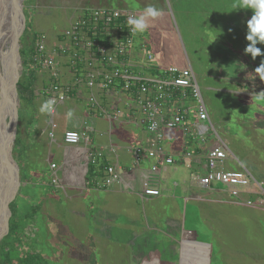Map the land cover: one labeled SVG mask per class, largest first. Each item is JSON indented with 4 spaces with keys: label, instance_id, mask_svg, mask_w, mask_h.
I'll return each mask as SVG.
<instances>
[{
    "label": "rangeland",
    "instance_id": "obj_1",
    "mask_svg": "<svg viewBox=\"0 0 264 264\" xmlns=\"http://www.w3.org/2000/svg\"><path fill=\"white\" fill-rule=\"evenodd\" d=\"M235 2L236 0H23L24 25L19 27V50L15 34H10V23L8 20L0 21L5 35L9 33L11 38L6 42L4 51L8 50L12 55L9 57L11 64H5L0 77H4L8 68V72L12 69L13 77L10 79L13 86L15 79L18 83L33 78L30 102L21 104L16 83L15 108L9 101L7 114L0 110L5 140L9 139L8 135L11 133L8 144L10 158L12 161L18 159V169L16 172L14 170L17 181L8 197L9 206L16 199L25 200L29 206L36 207L39 213L33 227H20L18 236L12 235V243L7 249L10 259L18 261L28 249L26 252L33 253L35 250L42 253L48 264H183L186 260L185 264H264V252L255 251L257 248L264 249V206H261L262 211H258L246 206L225 208L223 205H208L210 209L225 208L224 212L221 210L223 214L239 216H235L237 219L226 225L227 233L223 236V241H220L221 232L216 230V222L204 220L198 209L200 204L177 199L183 227L180 240L183 234L186 244L181 249L169 237L166 217L171 212L168 211L170 204L165 203V200L161 199L158 204H161V208H166L169 214H158L161 228L155 230L150 220L156 217L157 207L153 208V205L137 196L126 194L122 197V206L117 195L109 200L106 208L104 199L108 193L105 190H94L92 186H88L87 178L75 180L77 172H74V178L73 175L66 177V173L63 176L60 169L65 166V150L57 149L55 142L64 141V134L72 123L71 120L76 121L80 117H70L64 122L60 117L63 104L53 116L39 111L47 100L44 91L52 81L53 71L38 64L39 61L37 63L31 60L26 56L28 54L23 56L21 53L22 49L25 53L29 52V47L38 38L45 41L48 52L60 46L69 47L66 54L54 55L58 82L72 89L64 103L74 100L77 104L76 111L87 115V96L78 101L73 95L77 85L63 83L64 78L62 80L66 72L73 71L71 68L76 67L77 60L85 57L83 52L68 46L65 40V32L70 23L79 18L84 9H127L139 16L149 5L156 7L161 10L162 15L150 20L148 31L138 34L137 41H146L148 44V51H152L155 57L151 64L191 67L212 117L216 130L213 136L217 134V139L220 137L224 140L231 150L244 149L246 155L242 160L236 151L234 153L247 169V155L252 153L254 156L263 151L243 129L240 121H255L259 128L257 130L264 134V103H255L252 96L238 94L236 91L255 94L264 90V81L255 72L264 62V55L253 59L251 54L245 53V49L251 45V41L246 40V34L247 21L251 19L253 12L251 9H234L232 5ZM257 47L264 53V44H258ZM134 56L138 57V65L147 64L144 52L139 50L132 58ZM75 57V63H72ZM27 58L31 61L28 62ZM2 81L10 88V84L5 83V77ZM1 103L0 89V108ZM189 103L197 105L194 99ZM243 111L247 112V119L242 116ZM213 136H206L210 148L218 144ZM186 137L181 130L173 131L169 136L170 142L179 147H183ZM127 143L129 148L137 145L136 140L125 144ZM53 165L56 167L52 168ZM227 165L231 170L237 169L232 161ZM21 169L26 170V179L22 178ZM85 170L86 166L83 171ZM248 170L260 184V188L256 185L250 188L253 190L254 186L260 191L259 198L264 200V174L255 172L252 167ZM136 188L139 190V185ZM244 201L247 202V199ZM252 201L256 203L255 197H252ZM108 210L110 212L107 218L104 211ZM170 216L174 218L173 215ZM10 217L11 212L8 220ZM137 218L139 224L136 222ZM132 219L136 223L130 221ZM5 225L9 227V222ZM1 233L4 236L0 235V242L6 239L9 230L6 235L5 231ZM37 236V241L41 245L43 242L47 250H39V243L35 239ZM188 251L191 252L186 254ZM3 255L0 252V260Z\"/></svg>",
    "mask_w": 264,
    "mask_h": 264
},
{
    "label": "built area",
    "instance_id": "obj_2",
    "mask_svg": "<svg viewBox=\"0 0 264 264\" xmlns=\"http://www.w3.org/2000/svg\"><path fill=\"white\" fill-rule=\"evenodd\" d=\"M129 16L135 15L127 9H84L79 18L70 23L65 32V40L68 46L85 55L84 58L78 59L77 63L83 61L81 64L85 68L89 90L106 92L119 87L134 98L135 106L141 114V123L147 132L154 136L149 146L134 148L132 152L134 164L135 167H139L145 159L153 162L148 173L142 175V194L147 198H158L162 194L161 173L163 169L175 164L173 155L168 153L164 145L166 131L178 129L187 135L186 138L192 137L205 143L206 136L216 130L211 123L192 69L176 65L151 64L155 57L148 51L145 41H137L138 35L131 36L127 24ZM34 44L32 60L37 63L39 61L38 64L53 71L52 81L46 89L47 100L53 98L56 100L54 111L50 113L53 116L58 107L68 100L72 91L67 85L58 82L54 58L55 54H66L69 47L60 46L48 52L42 38H38ZM137 48L147 57L148 63L144 64L145 66H134L128 60V57L132 58L137 52ZM75 60L76 57L72 63H75ZM135 68L143 69L146 73L141 75L134 70ZM192 99L197 105L189 103ZM90 105L93 108L98 107V98L94 94L90 96ZM113 114L115 119L122 116L121 110H116ZM91 131L92 129L88 127L84 131L67 130L64 134V143L71 146L82 145L88 152V165L96 166L103 154L92 152ZM214 135L217 138V134ZM51 136L53 137V134ZM183 158L192 160L194 152L187 147ZM205 159L207 173L196 177L201 188L207 189L213 185L232 189L245 188L253 181L252 175L245 168L226 169L228 150L224 147L209 150ZM104 169L102 176L94 175L92 180H88V186L107 190L124 182V176L127 175L125 170L117 165H107ZM157 176L160 177L159 180L155 179ZM55 179L57 180V177ZM233 193L237 197V193L235 191ZM250 204L251 202H248V205Z\"/></svg>",
    "mask_w": 264,
    "mask_h": 264
},
{
    "label": "crops",
    "instance_id": "obj_3",
    "mask_svg": "<svg viewBox=\"0 0 264 264\" xmlns=\"http://www.w3.org/2000/svg\"><path fill=\"white\" fill-rule=\"evenodd\" d=\"M146 42V41H145ZM150 50V49H148ZM137 51L138 48H137ZM152 52V51H149ZM81 56V55H80ZM137 59L138 57L134 56V58L128 57V60L130 63H132L134 66H137ZM148 63V60H146ZM144 65V64H143ZM157 65V64H156ZM181 68V65H178ZM74 68V69H73ZM71 68L73 70L72 72L69 71L66 72L64 77H62V80L64 78L63 83L73 84V86H76V90L73 92V95L77 97L80 101L83 96H87V102H88V114H81V112H77V104L74 100H71L64 103V107L62 111L60 112V117L64 119V122L69 119L68 116L69 111L72 112L71 117H80L79 119L71 120L72 123L70 124L71 128L67 127V130H79L84 131L86 127L91 128L92 131L90 132L91 136V142H92V152H102L103 157L99 160L98 164L96 165L97 169L95 168L96 173H98V170L103 167L104 168L107 165H117L119 168L125 170L127 172V175L124 176V182L122 184L114 185L113 187H110L109 189L105 190L104 192L108 193V196L104 199L106 202V208L107 204L110 199H112L114 196L119 195L120 197V205L123 201V196L126 194L137 196L140 200L146 202L149 205H153V208H156V217L151 219L152 225L155 230L157 228H161L160 226V219H158V214H161L160 212H164L170 215H173L174 218H172L170 215L166 217L167 221V229L169 232V237L174 241L173 243L177 246H181V249L183 247H186V244L184 242V235L182 234V240H180L181 235V229L182 227V219L180 217L181 211L179 210L177 199H183L184 202L187 203H193L197 204L200 215L206 220L207 222H216V230L221 232V235L219 236V240L223 241V236L226 235L227 231H225L226 225L228 226L230 221L236 220L239 216L232 214H223L221 213V210L224 212V209L227 207H239V206H246V208L252 207L253 209H256L258 211H262V207L264 206V200L263 198H259L261 196V192L254 188L253 190L250 188L252 185H256L258 188H260V184L254 179L251 172L248 170V168L252 167L253 170L259 174H264V134L259 132L255 125V121L252 120H246L240 121V124L243 126V129L249 133V136L255 141L256 145L259 146L260 149H262L263 152L257 153V155H252L250 153L247 155L249 157L248 159V167H246L241 163L242 159L245 157L244 149H235L231 150L227 146L224 140H222L220 137L217 139L215 135L213 136V133H209V135L214 137V140L218 143L216 144V147H224L228 150V160L226 162V169L228 167V162L232 161L235 163V166L237 169H246L253 177L252 183L245 188H228L221 185H213L207 189L201 188L196 181V177L203 176L207 173L206 168V154L209 150L215 148H210L209 144L207 142L201 143L192 137L184 139L183 147H179L176 144L170 142V134L173 133V131L176 130H168L165 133V141L164 145L168 153H171L175 159V164L168 167L167 169H163L161 173L162 177V184L160 185L161 188V196L158 198H147L143 196L142 194V179L143 174L148 173L150 170V167L152 165V161L145 159L142 164L139 167H135L134 159H133V150L135 147L129 148L128 143L126 142L132 140L137 141V146H149V144L154 140V136L149 134L143 124L140 121L141 114L138 112L135 103L134 98L127 92H124L121 88L116 87L113 89H110L106 92H102L100 90L95 89L94 92L89 90L87 86L86 81V74H85V68L84 66L78 62L76 67ZM191 68V67H190ZM136 72L140 73H146L145 70L135 68ZM193 71V70H192ZM61 78V77H60ZM66 80V81H65ZM198 84V83H197ZM238 94H242L245 96H253V94L247 93V92H240L236 91ZM45 94V93H44ZM94 94L95 97L98 98V107L93 108L90 105V96ZM46 95V94H45ZM47 97V96H46ZM66 105V106H65ZM100 107V108H99ZM104 110V111H102ZM116 110H122V116L118 119H115L114 112ZM104 112H106L104 114ZM209 113V112H208ZM244 118L247 116V112H242ZM79 114V115H78ZM113 114V115H112ZM255 115V113H254ZM251 116V115H249ZM210 120L212 123V117L210 116ZM247 119V118H245ZM244 119V120H245ZM65 124V123H64ZM95 134V135H93ZM207 141V140H206ZM57 149H60L62 151L65 150V166L61 168V174L66 173V177H70L73 175L74 178V172H77V178H74L75 180H92L93 176H88V152L86 151L82 145L78 146H71L67 145L62 142H55ZM128 146V147H127ZM189 149L194 152V158L192 160H186L183 158L184 150ZM237 152L238 156L240 157V161L238 159V156L234 153ZM262 156V157H259ZM251 157H253L251 159ZM236 158V159H235ZM91 165V164H90ZM86 166V170H84V167ZM66 167V168H65ZM58 169V168H57ZM59 170V169H58ZM231 170V169H229ZM71 173V174H70ZM82 175V176H81ZM64 176V175H63ZM79 176V177H78ZM72 177V176H71ZM80 178V179H79ZM159 176H157L155 179L159 180ZM264 180V175H263ZM81 180V181H82ZM139 185L140 189L136 190V186ZM159 186V184H156ZM94 190H96L95 187H93ZM98 190V189H97ZM129 190L131 192H129ZM237 193L234 195L233 192ZM203 192V193H202ZM183 197V198H182ZM252 197H255V202L253 203ZM251 198V200H249ZM161 199L165 200V203H169V209L167 211L166 208H161L158 202L161 201ZM247 199V202L244 200ZM162 200V201H163ZM248 202H251L250 205H248ZM110 203V202H109ZM223 205L225 208H209L208 205ZM122 206V205H121ZM109 208L112 209L110 206ZM110 209V210H111ZM104 211V214L109 217V212ZM174 211V212H173ZM252 217V216H251ZM181 220V221H180ZM249 220V219H248ZM134 223H138V218L136 219V222L134 219L130 220ZM251 223L253 224V218ZM232 226V225H231ZM140 229V227H139ZM234 231V229L232 230ZM177 236H179V239H177ZM232 239V237H231ZM221 245H224L221 243ZM210 247V245L208 244ZM211 252V250H209ZM248 251H254V250H248ZM258 252H264V249L257 248ZM154 252V251H153ZM158 252V251H155ZM191 251L186 252L189 253ZM190 255V254H189ZM188 255V256H189ZM187 256V258H188ZM161 259V258H160ZM187 260L183 263L185 264Z\"/></svg>",
    "mask_w": 264,
    "mask_h": 264
},
{
    "label": "trees",
    "instance_id": "obj_4",
    "mask_svg": "<svg viewBox=\"0 0 264 264\" xmlns=\"http://www.w3.org/2000/svg\"><path fill=\"white\" fill-rule=\"evenodd\" d=\"M19 27H18V31H19ZM147 44V43H146ZM148 46V44H147ZM34 49H35V44H33L32 46L29 47V52L25 51L22 49L21 53L24 56V54H28L26 55L27 57L29 56L30 59L32 60V55L34 54ZM25 59V57H23ZM28 59V58H27ZM28 59L27 61L30 62L31 60ZM32 79H28L26 81L22 80L19 81L17 83V92H18V99L20 100L21 104H26L27 102H30V96L32 95V91L30 89L31 85H32ZM48 87V86H47ZM46 87V89H47ZM44 91L45 94H47V91ZM21 111V110H19ZM20 114V112H19ZM16 163L18 164V159H15ZM20 165V164H19ZM21 166V165H20ZM95 168L97 169L96 166L94 165H89L88 167V176H92V175H103V167H101L98 170V173L94 172ZM26 170L25 169H21V173L22 178L26 179L27 174L25 173ZM22 187L20 188V192L22 190ZM13 192H15L13 190ZM13 194V193H12ZM12 197V195L10 196ZM9 213L11 212V217L10 220H8L9 222V233L6 237V239L2 240L0 242V252L4 253V255L2 256V260H0V264H48V261L46 260V257H44V255L40 252L37 251H33V253L31 252H26L28 251V249L25 251V254L22 258L18 259V261H16L14 258L10 259L9 258V254L7 252V249L10 247V244L12 243V235L13 236H18V231L20 229V227H33V223L35 220H37L39 213L36 209V207L34 206H29V203L26 202L25 200H19L16 199L14 200L10 206H9ZM8 216V214H6V217ZM9 219V216H8ZM3 221V220H2ZM0 223V232L5 231V233L8 232V230H6V225H5V219L4 221ZM2 227V229H1ZM26 229V228H25ZM2 230V231H1ZM36 242L39 243L37 241L38 236L35 237ZM35 242V243H36ZM43 245H41V242L39 243V250L43 249V250H47V246H44V243L42 242ZM15 245V244H14ZM17 246V245H16ZM35 246V245H33ZM16 261V263H15Z\"/></svg>",
    "mask_w": 264,
    "mask_h": 264
},
{
    "label": "clouds",
    "instance_id": "obj_5",
    "mask_svg": "<svg viewBox=\"0 0 264 264\" xmlns=\"http://www.w3.org/2000/svg\"><path fill=\"white\" fill-rule=\"evenodd\" d=\"M234 9H251L253 15L251 19L247 21V34L246 40L251 41V45L245 49L246 54H251V57L255 59L258 56L264 55L261 48L257 47L258 44H264V0H236L232 5ZM162 15L161 10L154 6L149 5L143 10V13L139 16H129L127 24L129 25V31L131 36L138 34H145L150 27V20H155ZM256 75L259 76L261 81H264V62L256 68ZM252 100L255 103H264V90L253 94ZM56 100L48 99L40 107L41 113H52L54 111V105ZM68 116H72V112L69 111Z\"/></svg>",
    "mask_w": 264,
    "mask_h": 264
},
{
    "label": "water",
    "instance_id": "obj_6",
    "mask_svg": "<svg viewBox=\"0 0 264 264\" xmlns=\"http://www.w3.org/2000/svg\"><path fill=\"white\" fill-rule=\"evenodd\" d=\"M19 3H23V0H1V4H0V21H7L10 23L9 27H10V32H12V35L15 34V39H16V44H17V50H19V46H20V35L21 33H19L18 31V27H23L24 25V17L22 15V8L19 5ZM19 10V11H18ZM18 14H20V16L16 19V17L18 16ZM19 20V21H18ZM9 56H12L11 54H9ZM3 76V75H2ZM16 77V74H15ZM1 81H2V77H1ZM16 79H15V85H11L14 89V87L16 88ZM8 85H5L4 82L2 81V85L0 87L1 92H2V103H1V108L3 113L7 114V106H8V100H9V94L7 93V88H9ZM12 90V89H11ZM13 93V92H12ZM12 96V100H11V105L13 108H15V96H16V91L14 89V93L11 95ZM15 110V109H14ZM1 116H0V120H1ZM16 118V115H15ZM12 123V120H11ZM3 124L0 121V202L2 203V210L0 207V223L3 219H5V224H8V216H9V198H5L4 201H2L3 199V190L6 187H9V189L14 186V183L17 181L16 178H14V170L15 172L18 169V166L16 164L15 161H12L9 155V148H8V144L10 142V140H5L4 138V134H3ZM10 167L8 166V163ZM14 181V182H13ZM13 195V194H12ZM13 197V196H12ZM6 214H8V216L6 217ZM6 230H8V227H6ZM3 235L4 234H0ZM6 235V233H5ZM1 240V238H0Z\"/></svg>",
    "mask_w": 264,
    "mask_h": 264
},
{
    "label": "bare ground",
    "instance_id": "obj_7",
    "mask_svg": "<svg viewBox=\"0 0 264 264\" xmlns=\"http://www.w3.org/2000/svg\"><path fill=\"white\" fill-rule=\"evenodd\" d=\"M19 5L21 6V8H22V3H19ZM19 11V10H18ZM18 16H19V14H18ZM17 16V17H18ZM7 22V21H6ZM3 25V24H2ZM5 26V25H4ZM10 34H11V32H10ZM10 34L9 33H7V35H5V30H4V28H1V26H0V72H2L3 70H4V66H5V64L6 65H10L11 64V61L9 62V57H11V56H9V53H8V50L5 52L4 51V47L6 46L5 44H6V42H9L10 40H11V38H10ZM9 49V48H8ZM6 58H8V60H6ZM3 63V64H2ZM2 64V65H1ZM5 68H7V66L5 67ZM12 69H11V71L10 72H8V68H7V70H6V72L4 73V77H5V83L6 84H10V89H8L7 88V93L9 94V100L8 101H10V105H11V100H12V92H13V87L11 86L12 84H11V79H10V77H13L12 75ZM4 77L2 78V80H4ZM0 80H1V77H0ZM4 82V81H3ZM0 83H1V81H0ZM8 87V86H7ZM12 89V90H11ZM9 103V102H8ZM9 105V106H10ZM11 108V107H10ZM12 110V109H11ZM11 110H8L9 112L11 111ZM12 127V126H11ZM10 129V128H9ZM11 134V133H10ZM8 135V138L10 139L11 138V135ZM8 140V139H7ZM8 163V166L10 167V165H9V162H7ZM13 187V186H12ZM12 187L9 189V187H7V189H6V187L4 188V190H3V199H2V201H4V199L5 198H8L9 197V194H10V192H11V189H12ZM5 197V198H4ZM2 206V203L0 202V207ZM1 209H2V207H1Z\"/></svg>",
    "mask_w": 264,
    "mask_h": 264
}]
</instances>
